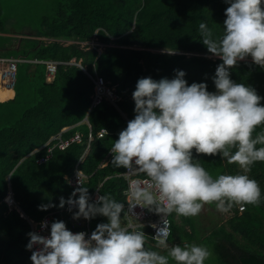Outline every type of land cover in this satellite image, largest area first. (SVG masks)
Instances as JSON below:
<instances>
[{
	"label": "trees",
	"instance_id": "1",
	"mask_svg": "<svg viewBox=\"0 0 264 264\" xmlns=\"http://www.w3.org/2000/svg\"><path fill=\"white\" fill-rule=\"evenodd\" d=\"M34 6L7 16L0 0V58L26 61L18 63L15 97L0 103V264L36 263L28 222L4 202L10 191L25 216L39 222L53 214L68 226L82 211L66 213L67 202H86L97 190L102 201L91 204L90 223L94 237L106 239L100 254L134 264L127 255L135 249L141 264H163L174 230L163 249L130 231L113 234L122 228L127 189L113 151L132 143L135 130L167 143L158 175L175 199L204 187L210 208L227 213L209 227L185 220L191 232L182 231L181 247L196 238L200 255L180 253L166 264H207L209 254L214 264H264V0H53L40 16ZM20 16H37L39 26L27 29ZM60 40L98 45L84 50ZM33 60L68 64L49 82L46 65ZM89 74L115 89L120 110L108 101L92 107ZM206 113L223 124L211 132L192 122ZM102 129L108 134L99 138ZM76 133L82 144L38 163L53 137ZM82 157L89 179L74 195L66 176Z\"/></svg>",
	"mask_w": 264,
	"mask_h": 264
},
{
	"label": "built area",
	"instance_id": "2",
	"mask_svg": "<svg viewBox=\"0 0 264 264\" xmlns=\"http://www.w3.org/2000/svg\"><path fill=\"white\" fill-rule=\"evenodd\" d=\"M66 45L77 44L81 49L89 50L98 45L95 42H64ZM22 59L0 58V76L3 82H7L5 88H14L18 63ZM32 63H43L46 65L47 81H52L55 77L59 65L68 64L56 61H38ZM69 64H78L72 60ZM94 83V94L92 96V107L99 106L104 101L110 102L115 107L120 101L115 94V89L110 88L103 77L95 78L89 74ZM120 110V109H119ZM137 137L132 143L121 148H116L113 152L125 167L122 177L127 182V189L124 192L125 202L120 205L123 212L121 218L122 228L117 233L130 231L140 239L151 241L164 247L168 245L171 235V216L176 210V199L173 188L158 175L163 173L160 161L167 155V143L162 139L150 135H144L135 130ZM108 134L106 129L98 132L97 136L103 138ZM83 135L80 133L68 139L54 137L51 144L46 146L48 154L38 161L45 163L54 149L64 151L73 144H82ZM92 131L87 137V151L93 142ZM84 158V157H83ZM82 158V159H83ZM149 163L146 164V160ZM79 162L73 175L66 177L69 186L76 192L83 187L89 176L84 174L79 168ZM12 194V193H11ZM9 195L10 206L15 204L13 195ZM102 196L97 191L88 202L79 198H72L67 202L65 211L83 210L87 213L84 225L72 223V227H65L57 224L53 214L46 215L41 221H30L31 232L28 243V251L35 259L36 264H113L110 260L100 254V249L105 240L95 238L89 228V210L92 203H100ZM240 212L245 210V206L239 207Z\"/></svg>",
	"mask_w": 264,
	"mask_h": 264
},
{
	"label": "rangeland",
	"instance_id": "3",
	"mask_svg": "<svg viewBox=\"0 0 264 264\" xmlns=\"http://www.w3.org/2000/svg\"><path fill=\"white\" fill-rule=\"evenodd\" d=\"M52 2H53V0H45V1L44 0H4V5H5V9H6V15L11 16L14 13L18 14V12H17L18 7L27 6L29 3L34 4L35 6H37L36 7V13H38L40 16L41 14H43L44 8L48 9L51 7L50 5ZM17 19L20 20L21 25L27 26V29H29V26H31V25L34 28H37L39 26V19H37V16H36V18L35 17H29V16H20V17H17ZM78 64H81V62H78ZM228 95L229 94H226L222 98L224 104H226L229 100ZM192 122L196 123V122H194L193 117H192ZM200 126L202 127L201 124H200ZM217 126H219V125H217ZM202 129L205 130V128H203V127H202ZM206 190H207V188L198 187V188L191 190L186 196H183L182 194H177V196H176V210L171 216V220H172L171 231L174 230V241L172 240L170 242V247L173 249V251L169 256H166L162 259L163 264H166V262L172 261L180 253H189L195 257H199L200 254H199V252L196 251V249L198 247L196 244L198 240H196V238H195L194 242H192L191 244H188L187 248L181 247L183 244L179 238L182 235V231L191 232L190 226L188 224H186L185 220L192 221L194 223V225H195V222L197 225L198 221H200L201 223H205L206 226H208V224L211 226V225H213V223L225 221L227 219V217H226L227 213H226V210L224 209L223 205H219L217 210H213L212 208H210L208 202H212V199L208 198L209 194H207V193L204 194V192ZM9 194H11V193H9ZM203 194H204V196H203ZM8 201L11 202L10 200H8ZM180 203H182V205H183L182 209L180 208ZM14 205H17V203L15 202ZM221 223H223V222H221ZM224 223L227 224L226 222H224ZM194 225H193V227H194ZM132 235L135 238H140L134 233H132ZM161 249H163V247H161ZM129 260L134 264H137V263L141 264L143 262L142 256L139 253L135 252V249L128 251L127 261H129ZM215 260H216V256L214 254H209L206 257L207 264H214ZM152 264H155V263L153 262Z\"/></svg>",
	"mask_w": 264,
	"mask_h": 264
},
{
	"label": "crops",
	"instance_id": "4",
	"mask_svg": "<svg viewBox=\"0 0 264 264\" xmlns=\"http://www.w3.org/2000/svg\"><path fill=\"white\" fill-rule=\"evenodd\" d=\"M51 41H53V40H50V42ZM61 42V44H63L64 42H70V41H65V40H60ZM63 45H65V46H68V45H66L65 43L63 44ZM13 90V97L11 98V99H9V100H0V103H3V102H7V101H10V100H12L14 97H15V91H14V89H12ZM225 106H226V104H225ZM222 124H223V121H222ZM221 124V125H222ZM221 125H219V126H221ZM211 132H213V130H211ZM57 137H61L60 135L59 136H57ZM54 138V137H53ZM62 138V137H61ZM63 139V138H62ZM51 141H52V139H51ZM50 141V142H51ZM49 143V142H48ZM47 143V144H48ZM46 144V145H47ZM88 152V151H87ZM83 158V157H82ZM80 159V161L79 162H81L82 163V161L84 160V158L83 159ZM78 162V163H79ZM77 163V164H78ZM80 163V164H81ZM77 164H76V166H77ZM80 164H79V168H80ZM76 166H75V168H76ZM81 169V168H80ZM74 171H75V169H74ZM82 171V170H81ZM83 172V171H82ZM84 173V172H83ZM124 173V172H123ZM122 173V174H123ZM85 174V173H84ZM122 174H121V176H122ZM88 176V175H87ZM67 178L68 177H70V176H66ZM66 178V180L68 181V179ZM89 179V178H88ZM87 182V181H86ZM127 183V182H126ZM72 189V188H71ZM73 191H74V195H78V192H79V190L76 192L74 189H72ZM98 192H99V190H97ZM96 191V192H97ZM95 192V193H96ZM94 193V194H95ZM93 194V195H94ZM99 194H100V192H99ZM101 195V194H100ZM74 198H78V197H74ZM80 199V198H79ZM89 200H90V198H89ZM88 200V201H89ZM88 201H86V202H88ZM92 204H94V203H92ZM96 204V203H95ZM18 206V205H17ZM91 207V206H90ZM17 211L19 212V214H20V216L22 217V218H24L27 222H28V224H29V226H30V232H31V225H30V221H34V220H32V219H30L29 217H27V216H25L24 214H23V212L21 211V209H17ZM79 211H82V213L80 214V215H78V216H73V217H71L70 218V222H69V225L68 226H65V227H72V223L73 222H75L76 224L77 223H79V224H82V225H84V221H85V218H86V216H87V213L85 212V211H83V210H79ZM66 213H69V212H77V211H65ZM82 218V219H81ZM81 219V220H80ZM34 222H36V221H34ZM200 222V221H199ZM198 222V225H200V223ZM120 224L122 225V222H121V220H120ZM204 227H209L210 225L208 224V226H206V224H202ZM123 227V226H122ZM89 228H90V231H91V233H92V230H91V223H90V210H89ZM118 231V230H117ZM117 231L116 232H114L113 234H118L117 233ZM129 232V231H128ZM121 233H123V232H121ZM132 233V232H131ZM112 234V235H113ZM92 235H93V233H92ZM94 236V235H93ZM30 238V237H29ZM99 239V238H98ZM101 240H106V239H101ZM197 244V246H199V243H196ZM156 245V244H155ZM29 252V251H28ZM36 264V263H35Z\"/></svg>",
	"mask_w": 264,
	"mask_h": 264
},
{
	"label": "bare ground",
	"instance_id": "5",
	"mask_svg": "<svg viewBox=\"0 0 264 264\" xmlns=\"http://www.w3.org/2000/svg\"><path fill=\"white\" fill-rule=\"evenodd\" d=\"M26 62V61H25ZM7 82H3V77L0 76V100H9L13 97L12 88H5ZM194 122L202 125L203 128L213 130L217 125L222 124V120L217 115H210L206 113L203 117L198 114L192 115Z\"/></svg>",
	"mask_w": 264,
	"mask_h": 264
},
{
	"label": "clouds",
	"instance_id": "6",
	"mask_svg": "<svg viewBox=\"0 0 264 264\" xmlns=\"http://www.w3.org/2000/svg\"><path fill=\"white\" fill-rule=\"evenodd\" d=\"M118 109V108H117ZM120 109V108H119ZM195 124H199V123H195ZM205 130H209V129H205ZM211 131V130H210ZM77 134V133H76ZM81 134V133H80ZM9 193H12L11 191L9 192ZM10 195V194H9ZM9 195L4 199V202L5 203H7V205L10 207V209H12V208H15V209H18V206L17 205H13V206H10L9 205V203H8V201H7V199H8V197H9ZM12 195H13V193H12ZM14 199V198H13ZM12 207V208H11ZM148 242H151V241H148ZM154 245L156 244V243H154V242H152ZM157 245V244H156ZM157 246H159V245H157ZM167 246V245H166ZM166 246H164V247H166ZM160 247V246H159ZM161 248V247H160Z\"/></svg>",
	"mask_w": 264,
	"mask_h": 264
},
{
	"label": "water",
	"instance_id": "7",
	"mask_svg": "<svg viewBox=\"0 0 264 264\" xmlns=\"http://www.w3.org/2000/svg\"><path fill=\"white\" fill-rule=\"evenodd\" d=\"M228 99H229V95H228Z\"/></svg>",
	"mask_w": 264,
	"mask_h": 264
}]
</instances>
